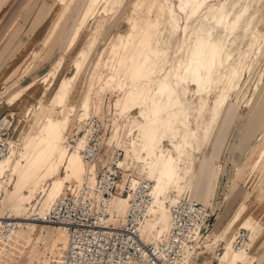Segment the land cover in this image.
<instances>
[{
  "label": "rangeland",
  "instance_id": "1",
  "mask_svg": "<svg viewBox=\"0 0 264 264\" xmlns=\"http://www.w3.org/2000/svg\"><path fill=\"white\" fill-rule=\"evenodd\" d=\"M58 2L62 8L52 22L44 46L52 48L57 41L65 39L64 51H68L81 37L84 41L71 58L73 71L60 79L58 78L59 80L57 79L65 61V55L59 54L53 61L52 68L41 77V81L45 83L42 96L34 105L25 109L24 115L23 113L15 114L14 126L18 124V129L10 141L9 153L14 151V159L20 157L21 142L26 139L29 130L35 127L33 121L38 112L39 102L45 96L46 88L54 81L50 90L51 97L45 99L49 98V109L41 115L39 121L45 122L48 116L56 119L61 118L62 108H68L66 128L61 134L63 142L57 149L58 156H62L63 161L60 163L59 175L56 178L46 176L43 184L35 185L30 190L24 191L23 194L26 197L9 201L4 208L7 216H26L31 208H34L36 212L47 209L49 203L57 195L64 192L68 185H80L85 181L90 183L92 174L95 175L96 179V173L103 170L104 167L100 163L107 157L110 158V161H115L117 166L123 170V175L119 181L120 186L125 182L128 173L148 180L147 166L150 158L146 152H143L142 142L137 139L139 129H137L136 124L142 120V116L147 112L146 109L152 107V104L149 102L145 109H142L131 99V96L141 88L142 84L147 82L140 75H136L133 66V61L139 60L144 51L150 55V60L146 65L152 66V64L157 63L159 70L155 77L157 82L166 72H169L166 86H161L160 89L163 90L166 99L170 102V108H180L181 110L177 132L180 158L175 177L178 187L172 186L168 189L169 199H180L183 196H188L206 205L211 204L215 181L222 168L218 162L212 161L209 157L198 158L197 154L202 152L206 145L216 153L226 145L252 146L250 155L255 150V158L250 164V171H255L252 176L257 190L255 201L264 198V116L262 117L264 106L259 104L255 105V108L252 106L248 109L246 101L251 90L247 92L244 98L240 97L238 105L236 94H232L231 97L224 95L220 98V94L224 92L223 78L218 79L212 88V92L193 96V102H189L193 93L192 87H189L191 90H186L185 93L180 91L182 87L180 75L183 69L181 63L187 57L194 40L201 35L197 31L198 20L193 19L187 27L185 15L178 9V0H122L110 12H101L105 0H97V4H91L90 0H58ZM210 3L224 4L227 10L233 13L239 9L244 0H212ZM245 3L248 10L242 22H248L255 13L251 27L260 42L264 33V0H247ZM45 5H48L50 9L52 7V4L47 2H44L42 7ZM92 12L95 13L92 15ZM85 15H89L88 21L90 22L83 24ZM150 27H153L154 33L148 36L146 29ZM142 38H146V41L140 47L138 41ZM246 43L247 40H244L240 47L241 52H235L230 63L231 65L251 68L253 80L256 83L254 91L256 97L259 98L264 96V56H258L256 52V54L250 53L249 57L246 58L244 51ZM164 52H169L167 57H164ZM39 54L40 52H34L32 60L22 72L30 71ZM122 57L123 62L119 64ZM55 74L56 79L54 78ZM79 76L78 87L73 92ZM64 81L68 84L64 90H69L71 94L73 92V95H70V100L65 104H63V95L59 96L60 87ZM32 82L35 83V80L30 83ZM16 84L17 82L12 85ZM150 84L148 94L152 99L157 87L153 81ZM21 87L22 85H19L11 91L8 90L10 87H6L5 91H9L6 103L11 102L8 99ZM175 94L179 101H173ZM87 98L89 99L88 114L85 115L86 112L82 105ZM230 103L232 104L230 105ZM187 109L190 111L185 118ZM94 115L103 121L105 130L101 153L95 163L86 167L85 170L72 173L67 169L69 159L75 153L71 146L76 143L77 138L83 137L84 134L81 135V133H85V119ZM118 126L119 130H116ZM118 132L120 135L116 140ZM251 133L254 134V137L250 136ZM153 139V146L157 148V138ZM133 140L136 146L133 145ZM84 142L85 138L81 144L83 145ZM162 144L165 148H172L171 143L167 140H164ZM81 149H79L80 156H82ZM119 150L120 155L117 156ZM258 151L262 153L260 158L256 159ZM118 157L122 159L121 165H118L116 160ZM197 161L198 165L196 166ZM57 163H59L58 158ZM106 165L110 166V162ZM43 166L41 165L37 172ZM240 173L241 168L237 166V175ZM5 174L6 172L2 175L5 176ZM155 174L153 173V175ZM12 181H16V177H13ZM148 181L151 186L152 180ZM236 185L234 182L230 193L225 195L227 204L217 213V215H221V219L217 220L216 215L213 228L206 233L201 248L197 250V252H204L201 253L202 255L196 256L192 263L201 260V256H204L203 264H222L219 259L224 255L226 256L230 248L225 245L224 241L218 242L221 247V255L215 259V246L211 252L206 253L203 241L210 236L211 242L217 235L222 234L231 244L234 236L238 232L244 231L247 234L249 232V240L242 247L252 250L254 256L245 261H230L228 264H264V249L256 245L263 227L259 229L255 225L254 232H251L252 229H246L253 219L258 220L261 225L263 221L258 219L256 213L255 218L251 217L253 215H249V213L241 217L245 209L243 211L240 209L245 201L240 202L232 209L228 206L233 192L237 190ZM12 186L13 183L8 184L9 189ZM113 200L114 206H116L115 214L118 217H124V212L128 206V197L116 196ZM218 206L217 204L214 207ZM151 216H147L142 225L149 224ZM161 216L162 220L168 223V217L163 213ZM240 217L241 219L238 221ZM39 225L33 226L34 228L29 225L11 237L10 241L1 244L0 264H25L28 255L33 252L42 254L53 238L58 241L62 239H60L62 236L58 229L45 228ZM155 233L156 228H153L146 231L144 237L151 240ZM254 234L255 241L250 238ZM58 237L59 239H57ZM52 251L49 250L48 252Z\"/></svg>",
  "mask_w": 264,
  "mask_h": 264
},
{
  "label": "bare ground",
  "instance_id": "2",
  "mask_svg": "<svg viewBox=\"0 0 264 264\" xmlns=\"http://www.w3.org/2000/svg\"><path fill=\"white\" fill-rule=\"evenodd\" d=\"M90 1L91 4H97V0ZM121 1L122 0H105L101 12H110V10L113 11L121 3ZM211 1L212 0H178V9L181 10L185 15L187 27L189 22H191L193 19L198 20L197 31L201 35V37L194 40L193 46L190 49L187 57L185 58L184 62L181 63L183 69L180 75L182 85L180 91L185 93L186 90H189L192 87L193 93L189 98V102H193V96H199L212 92V88L215 86L218 79L223 78L224 92L220 94V98H222L224 95L231 97L232 94H236L238 105L240 97L244 98L247 95V92L251 90L246 101L248 109L252 106L255 108V105L259 104L264 106V96H260L259 98L256 97L254 91L256 83L253 80V72L251 68H248L247 66L240 67L231 65L230 63L234 53L241 52L240 47L244 40H247L246 46L244 47L246 58L249 57L250 53L256 54V52L258 53V56H264V43L262 44L264 41V33L262 35V39L259 42V38L255 36L254 30H252L251 27L252 19L255 17V13L248 22L243 23V17L248 10L245 3L247 0H244V3L240 4L239 9L233 13H230L224 4L215 5L210 3ZM93 13L95 12H92V15ZM172 13L174 12L172 11ZM88 16L89 15H85L83 24L90 22L88 21ZM146 33L148 36L154 33L153 27L146 29ZM145 41L146 38L140 39L138 41V45H140V47L143 46ZM130 44L132 46V43ZM168 53L169 52H164V57H167ZM148 60H150V55L144 51L139 60L133 61L136 75H140L141 78L145 79L147 82L142 84L141 88L131 96V99L133 103L142 109H145L149 102L152 104V107L146 109V114L142 116V120L138 122L136 126L137 129H139L137 139L142 142V147L144 150L143 152H146L150 158L147 166V179L152 180L153 182L152 185L149 186V194L151 195L152 200L148 206V216H153H151V222L149 224H141L140 232L144 240L156 241L164 235L169 227L168 204L178 200L169 199L168 189L172 186L178 187L175 177L177 171V158L179 156L178 153H180L177 132L181 110L180 108H170V102L166 99L163 90L160 89L161 86H166L169 72H166L157 82L155 78L159 71L157 63L152 64V66L146 65ZM122 62L123 57L120 59L119 64ZM54 76L56 79V74ZM98 77L100 78V76ZM151 81H153L157 87L155 95L152 99L148 94ZM176 84L178 85V83ZM53 85L54 81L49 87L46 88L45 96L39 102L37 110L38 112L34 116L35 119L33 121L35 127L29 130L26 139L21 142V152L19 154L20 157L14 159V151H11L0 160L1 213L6 217H10L5 214L4 210L9 201H14L19 197H26L23 194L24 191L30 190V188L34 187L35 185L43 184L42 182L46 176L56 178L59 175L60 163H62L63 160L62 156H58L57 149L58 146L63 142V137L61 134L66 128V116L68 114V108H62L60 112L61 118L56 119L52 116H48L45 122L39 121L41 115H43L44 112L49 109V98L51 97V94L48 96L49 98L47 100L45 99L47 98V95L49 94ZM67 85V82L64 81L60 87L59 96L63 95V104L70 100L71 93L69 90H64ZM22 88L23 87L16 91L8 100L12 101L13 99H16ZM88 100V98L84 100L82 105L86 112L85 115L88 114ZM173 101H179V98L176 94L174 95ZM231 104L232 103H230V105ZM189 111L190 110L187 109L185 112V118L188 116ZM263 116L264 113L262 114V117ZM17 129L18 126H15L14 132ZM116 130H119V126L116 128ZM119 135L120 132H118L116 140H118ZM155 137L157 138V148L153 146V138ZM83 138H85V134L83 137L77 138L76 143L71 146L74 148L75 153L70 157L67 169L72 173H75L78 170H85L86 167H88L85 165L84 160L81 159L82 156L79 154V149L83 147L81 144ZM164 140L169 141L172 145V148H165L162 144ZM132 143L136 146L134 140ZM261 153V151H258L256 159L260 158ZM57 158L59 163H57ZM116 160L118 165L122 164L121 158L119 159L118 157ZM41 165L44 166L39 172H37V169H39ZM4 172H6L5 176L2 175ZM153 173L156 174L153 175ZM13 177H16V181H12ZM95 181V175L92 174L90 176L89 185H94ZM10 183H13V186L9 189L8 184ZM57 196L49 203V205L57 198ZM114 204L115 202L112 200L107 206V211L111 215H115L114 211L116 210V206H114ZM245 208L246 203L241 207L240 210L243 211ZM45 210L38 212L42 213ZM125 213L126 210L124 215ZM162 213L168 217V223L162 220ZM24 216L25 215H22L16 218H21ZM220 217L221 215L218 214L217 220L221 219ZM255 225L259 227V229L262 227L258 220L253 219L246 229H252L251 232H254ZM30 226L34 228L37 225L31 223ZM39 226L45 228L53 227L58 229V232L61 233L62 237H60V239H62L58 241L56 238H53L50 245L48 246V251H52L56 246L64 245L66 243V236L59 226L46 224H40ZM153 228H156V233L152 235L151 240H148L146 237H144V233ZM22 229L16 232L15 235L20 233ZM250 238L255 241V234L250 236ZM57 239H59V237ZM209 239L210 236L206 237L203 241V247L206 248V253L211 252L213 250V246H216L220 241H224L225 245L230 248V251L226 254V256L224 255L219 259L222 261V264H228L230 261H245L254 256L252 250H248L242 246L239 248H234L233 243L230 244L229 240L224 238L222 234L217 235L216 238L211 242ZM203 252L195 251V247L189 250L186 255V263L203 264L205 259L204 256H201V260H197L195 263H192V260ZM40 255V253H31V255L27 256V262L25 261V264H38Z\"/></svg>",
  "mask_w": 264,
  "mask_h": 264
},
{
  "label": "built area",
  "instance_id": "3",
  "mask_svg": "<svg viewBox=\"0 0 264 264\" xmlns=\"http://www.w3.org/2000/svg\"><path fill=\"white\" fill-rule=\"evenodd\" d=\"M85 120L81 155L85 165L89 166L100 154L105 130L103 121L95 115ZM14 127L11 114H0V160L10 151ZM122 175L123 170L115 161H110V166L106 165L96 173L94 185L86 181L68 185L44 212L37 213L31 208L28 215L21 218L6 217L1 213L0 195V245L31 223L46 224L59 226L66 236V243L56 246L51 253H48V247L43 248L38 264H187L188 251L201 248L217 212L209 205L183 196L168 204L169 227L164 235L159 240L146 241L140 226L148 216L151 203L150 182L128 173L120 186ZM116 196L128 197L124 217L107 211ZM248 240L249 232H238L233 238V247L239 248ZM214 253L218 259L220 245L215 246Z\"/></svg>",
  "mask_w": 264,
  "mask_h": 264
},
{
  "label": "crops",
  "instance_id": "4",
  "mask_svg": "<svg viewBox=\"0 0 264 264\" xmlns=\"http://www.w3.org/2000/svg\"><path fill=\"white\" fill-rule=\"evenodd\" d=\"M44 2L52 4L50 11L48 5L42 7ZM61 8L62 5L58 0H0V114H11L14 122L15 114L23 113L24 115L25 109L34 105L38 98L42 96L45 83L41 81V77L52 68V63L59 54L63 53L65 55V61L57 79L73 71L71 58L84 41L83 37L77 40L75 45L68 51H64L65 39L57 41L52 48L44 46L52 22ZM34 52H40L39 57L35 59L30 71L22 72L32 60ZM80 76L74 85L73 92L78 87ZM32 80H35V83H30ZM16 82V85H12ZM19 85H22L23 88L18 97L9 102L10 104L6 103L8 92ZM6 87H10L8 92L5 91ZM253 135L251 133L250 136ZM251 149L252 146L248 145L245 147L226 145L216 153L206 145L202 152L197 155L198 158L209 157L212 161L218 162L222 168L215 181L214 196H212L209 206L217 213L220 212L227 204L225 195L230 193V189L235 182L237 190L233 192L228 206L232 209L240 202L245 201L246 208L241 217L249 213V215H253L251 217L255 218L256 213L258 219L263 221V229L256 245L264 249V198L255 201L257 190L255 189V180L252 179L255 171H250V164L255 158V150L250 155ZM179 158L180 155L177 158V164ZM108 162H110V158L107 157L100 164L105 166ZM195 165H198V161ZM237 166L241 168L239 175H237ZM193 199L195 200V198ZM217 204L219 206L214 207ZM215 222L216 218L213 226Z\"/></svg>",
  "mask_w": 264,
  "mask_h": 264
}]
</instances>
